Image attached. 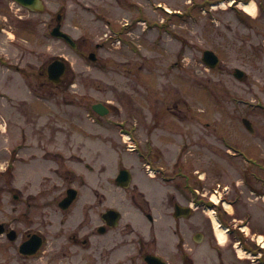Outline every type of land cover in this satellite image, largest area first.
Segmentation results:
<instances>
[{"label": "rangeland", "instance_id": "374dc122", "mask_svg": "<svg viewBox=\"0 0 264 264\" xmlns=\"http://www.w3.org/2000/svg\"><path fill=\"white\" fill-rule=\"evenodd\" d=\"M79 1L80 7L82 0ZM138 1L144 3L143 0ZM63 3L70 8V11L73 7L75 8L76 0L74 2L63 0ZM1 5L5 6L6 1L0 3V16L6 18L4 28L7 33L0 35V51L2 50V53L4 48L6 49L9 59L5 57L4 60L9 63L10 75L0 71V168H3L0 170V223L10 224L17 230L23 223L20 224L16 218L19 212L27 209L26 204L23 203L24 200L30 201L35 196L34 201L37 203L41 199L53 198L60 192L59 189L64 188L63 186L55 188L53 183L59 184L55 179L52 183L41 181L44 175L51 177V174L46 172L49 167H51L50 170H85L79 159L85 157L89 162L95 163L98 159L97 153L94 156L91 155L100 151L104 157L106 180L109 183L104 191L98 190L100 196L94 195L89 187L83 186L80 189L79 200L90 201L92 213L97 209L92 207L93 200L98 201L103 194L107 200L106 207L118 206L125 213L124 220H137L140 210L127 201L129 195L135 190L130 187L123 191L113 182L116 170L122 162L124 168L138 171L135 172V181L138 190L143 192L145 199L149 201L152 209L150 212L154 216H168L169 229L154 234L158 246H177L178 236L173 233L175 226L171 217L173 204L164 205L166 196L175 193L174 188L148 179V175L142 171L145 170V166L141 164L142 160L124 147L122 134H127L123 132L125 128L121 129L115 126V123L123 124L122 126H125L128 131L131 130L130 124L137 123V128L138 130L140 128L141 132L137 130L135 137L141 142H138V146L143 150H145L146 136L140 133H146L147 126L154 122L160 123L156 131H160L161 126H167L158 134L156 132L155 135L150 134L152 140L157 136L167 144L163 152H160V156L155 157L153 161L168 170H176V166L181 165L187 170H193V168L206 170L203 181L206 191L203 192H207L208 196L211 193L209 188H215L214 185L219 183L222 188L220 193L224 198V187H233L235 181L241 184L240 170L245 168V163L240 158H232L228 155L221 138H225L237 151H243L244 156L252 162L248 167L249 170H257L255 165L261 163V156L264 154V112L262 110L252 112L249 110L252 108L247 109L243 104L249 101L264 105V74L258 60H248L246 57L242 60L243 52L239 47L244 41L247 43L248 39L250 44L258 42V25L264 21L263 18H258V12L253 15L256 18L246 15V21L251 19V26L245 25L235 12L227 10H218L212 18L213 23L210 22L211 19L206 12L199 14L196 19L186 18L187 21L181 23L182 27L175 23L176 25L170 28L171 31L176 35L181 33L193 46L186 47V59L178 63L170 53L164 51L165 47L162 44L167 43L168 38L167 35L165 37L162 35V28H159L161 23L158 21L162 20V15L155 12L137 14L140 18L155 20L158 25L151 30L148 21L143 20L138 23L135 30L129 36L126 35L125 45L112 43L115 31H110L109 27H103L98 22L92 26H83L79 24L82 21L81 18L68 14L62 30L69 33L79 45V49L74 50L63 40L50 35L58 5L56 0H45L44 10L35 15L27 13L26 15L29 14L30 17L25 20L16 19L13 4H8L13 7L12 10L8 6L3 8ZM128 16L120 13L116 17L122 19ZM72 18H74V28L70 25ZM77 19H79L78 24L77 21L75 22ZM49 24H52L50 28ZM145 27L146 30H143ZM17 32H21V36L27 41L24 44L27 49H23L20 45L18 48H13L11 40L3 41L11 33L17 39ZM82 36L86 39L84 44H81ZM105 39H108L107 42ZM154 39L155 42H153ZM129 40H134L133 44ZM178 41L179 38L169 41V46L175 53L180 46ZM195 46L201 49L211 48L220 58V67L213 71L205 69L200 61L193 57ZM10 51H14V54ZM89 52L95 53L96 62L88 60ZM20 55L25 57L23 61L19 59ZM59 56L66 59L69 69L64 77L65 84L57 86L58 89H56L47 79L46 67L52 59ZM17 67L22 76L16 74ZM234 68L244 70L248 78L242 82L233 78ZM4 69L7 70V68ZM7 77L9 81L6 80ZM200 86H210V89ZM33 92H41V95L47 99L46 103H51L50 110L47 108L49 105L40 103ZM98 102L108 104L111 108L110 115L101 119V126H105V130L92 122L97 116L92 114L91 106ZM23 104H30L31 112L30 107L27 105L24 107ZM168 106L172 107L174 112L172 114H176L175 116H169L165 112ZM30 113L33 114V118H28ZM38 113L43 119L38 120V117L34 115ZM131 115L135 117L132 118ZM241 117L252 121L255 135L243 131L239 123ZM178 119L183 120L181 124L190 125L187 131H193L185 135L187 138L180 140L168 133V130L178 134L184 131ZM171 121H173L172 124ZM25 122L29 135L24 139L20 129ZM196 122L207 125L198 126ZM98 134L107 138H97ZM108 140L113 142V148L106 142ZM177 141L181 154H179V148L174 145ZM19 148L25 149H20L17 153ZM117 149H121L122 153H118ZM32 151L37 152V155H32ZM56 153L63 157H58L57 163L46 160V156L52 158V155ZM72 154L75 157L71 158ZM177 161L180 164L175 165ZM44 170L45 172L42 173L41 171ZM208 170H217V173H210L214 174L211 177L208 175ZM135 181L133 180L134 184ZM234 188L242 189L237 185ZM30 193L32 196H29ZM14 195H17V199ZM231 197L235 201L233 192ZM192 198L193 194L189 193L190 203ZM249 203L251 212L258 215L262 201L253 199ZM191 206L193 210H196L187 222L186 242L192 249V253L190 252L187 256L193 264H219L217 259L211 257L210 253L214 251L208 241L197 246L190 238L196 232L195 225L197 226L202 220L210 221L212 212L206 208L204 211L202 208L197 209V206L192 203ZM31 208L29 214L33 222H27L26 227H35L34 222L40 223L42 219L40 213L42 209L39 210L35 205ZM227 209L230 210L229 207ZM233 209L236 213L231 216L238 221L243 217V209L237 200ZM43 210L47 215L50 212H52L51 215L54 214V210ZM226 216L230 217L228 214ZM257 218L251 222L252 226L258 223ZM45 221L46 227H41V230L45 228L43 236L46 239V245L55 246L56 243L52 245L55 231L48 223L51 221L52 225H55L54 220L52 216H46ZM238 223L240 225L239 221ZM144 231L143 234L138 228L134 230L133 246H139L142 238L148 240L147 238L152 237L148 228ZM65 236L64 233L59 241L64 242ZM234 237L225 236L223 241L222 247L226 251L225 264H236L231 260L227 249L230 246V251L234 250ZM2 242L3 238H0V248H3ZM9 246L10 264H19L16 244H9Z\"/></svg>", "mask_w": 264, "mask_h": 264}, {"label": "flooded vegetation", "instance_id": "af4514ba", "mask_svg": "<svg viewBox=\"0 0 264 264\" xmlns=\"http://www.w3.org/2000/svg\"><path fill=\"white\" fill-rule=\"evenodd\" d=\"M4 1H6V5L1 6L6 8L10 3V0H0V3H3ZM74 1L75 0H72V2ZM143 1L144 3L138 0H82V5L79 7L80 1L76 0L75 8L73 7V9L69 11L70 8L64 5L63 0H56L58 5L56 7L53 23L54 26L60 25L62 28L65 24V20L67 19V15L72 14L82 19L79 24L83 26H92L98 22L103 25V27H109L110 29L117 31H119L121 27L126 30H130V28L134 26L132 21L135 20V23H137L138 13L148 11L150 13L155 12L156 14L162 15V35L164 37L167 35L168 38L167 43L162 44L165 47L164 51L168 54L170 53V55L173 56V59L179 63L180 61H184L186 59L185 49L186 47L191 48L192 44L187 42L181 33L180 35H176V33L172 32L170 28L175 26V23H178V25L182 27L181 23H185L187 19H195V16L199 15L202 10L209 11L210 16H212V14L214 16L216 15L214 11L218 10L220 2H227L228 0ZM238 1H243L244 3L250 4V0H233L232 3L228 4V7L226 8L227 11L235 12L237 16L244 21L245 25L251 26V19L246 21L247 18H245V16L239 12V10H237ZM253 5L255 10L259 13L258 18H263L264 20V0H254ZM120 13L129 16L119 19L116 16ZM78 21L79 19L75 20L77 24ZM74 24V18H72L70 22L72 28H74ZM155 25L156 22L154 20L149 21L151 30H154ZM49 26H52V24H49ZM257 33L259 40L256 44H250L248 39L247 43L244 41L239 48L241 52H243L242 60H244L245 57L248 60H258L261 71L264 74V21L259 23ZM177 38H179L178 42H180V46L175 53L170 48L169 41ZM80 40L81 44L86 42V39L83 36ZM153 42H155V39ZM194 48L195 52L193 57L201 62L203 59L212 60V55H205L207 50L215 54L211 48L201 49L198 46H195ZM216 56L219 58L218 55ZM219 67H217V69ZM65 80L66 79L63 76L61 84H65ZM103 105L106 107L105 115L99 116L96 113H93L95 116H97V120L93 119L92 122L105 130V126H101V119L110 115L111 108H109L110 106L108 104ZM165 112L169 116L176 115L172 114V107L169 106L165 109ZM131 117L134 118L135 116L131 115ZM178 120L180 127L183 128L184 131L179 132L178 134L175 131L171 132L168 130V133H171L177 140L187 138L185 135L191 134L193 131H187L186 129L190 127V125H185L184 123L181 124L183 120ZM172 123L173 121H171V124ZM196 123L199 124L198 126L207 125H202L198 122ZM159 124V122H154L152 125L147 126L148 131L146 133H140V135L144 134V136H146V141L144 142L145 150H143L142 147L141 149L143 153L149 157L151 165L155 169L151 170V173L148 175V179L152 182L160 183L161 185H171L175 190V193L166 196V199H164V205H168L169 203L173 204V213L171 217L173 218V223L175 226L173 233L178 236L179 243L177 246H158L157 238L154 237V234H159V231H165L169 229L170 222L167 220L168 216H154V214L150 212L152 209L150 208L149 201L145 199L143 192L138 190V185L135 181V172H138L137 170H131L132 172L129 171L131 174V179L135 181V184L131 185L135 191L129 195L127 201L132 204L133 207H136L140 210V220L139 218L137 220H124L123 217H125V213L120 207H106L107 200L103 194H101V197L98 199V201L93 200L92 207H97V209H95V212L92 213L90 211V201L79 200V197L81 196L80 189H82L83 186L89 187L91 191H93L92 193L94 195L100 196L98 190L104 191L107 184L109 183L106 180V165L104 157L100 151H96L91 155L94 156L95 153H97L98 159L95 163L89 162L85 157L83 159H79L83 163L85 170H50L51 167L48 168L49 170L46 172H49L51 177L45 176L43 174L44 176L42 177L41 181H48L52 183V181L55 179L59 182V184L53 183V186L55 188L63 186L64 188L59 189L60 192L54 195L53 198L41 199L35 203V196H33L30 201H23V203L26 204L27 209H24L21 213L19 212V216L16 218L17 221L19 220L20 224H23H21V227L16 230L17 237L12 243H10L11 241H9L7 233L2 236L3 248H0V264H10L9 244L13 243L16 244V256L18 258L19 264H148L146 258L150 256L156 257L157 260L154 261L155 264H193L191 259L187 256L190 252L192 253V249L188 247L186 242L187 222L192 216H190V218H185L183 216L175 217L174 213L176 206H189V192L193 194V199L197 201L199 207L213 206V202L211 199H209L208 193L203 192L204 190L206 191L203 181L205 180L207 171L205 170L204 173L201 174L202 172L200 170H187L183 167V165L176 166V170H168L159 163H155L153 159L160 156V152H163L165 146H167V144L160 140L157 136L153 137V140L150 138V134L155 135V132L158 134L164 130V127H167L161 126V130L156 131L155 129L160 127ZM193 127H195V125ZM137 130L138 128L136 123L131 127V133L133 135L132 141L138 146V142L140 141L135 137ZM138 131L141 132L140 128ZM87 137L89 138L88 134ZM102 137L107 138V136H101V134L97 135V138ZM106 142H108L112 148L114 147L111 140ZM174 145L179 148V154H181V148L178 144V141L174 142ZM117 151L118 153H122L121 149H117ZM58 157L63 158L57 153L52 155V158L47 156L45 158H47L46 160L48 161L53 160L55 163H57L58 161L56 160ZM73 157H75V155H71V158ZM176 164H180V162L177 161L175 162V165ZM122 169V167L118 169L114 177V183L116 185L117 175ZM216 171L217 170H208V175L212 177L214 174L210 173H217ZM36 172H38V170ZM41 172L44 173L45 170ZM241 173L242 183L240 185L234 183L233 187L231 188L225 187V191L223 193L224 198H222L220 191L216 190V186L220 187L219 183L214 185L215 188H209V190L211 189L210 195L214 191L220 195L221 199H229L227 201L230 203L232 208L229 215L230 217L228 218V216H226L225 212L219 206L214 207L216 215L218 216L219 220L230 227L231 236H235V238L238 236L240 237L242 240V247L246 252H248L250 255H255L258 259L257 261H264V170H242ZM235 185H237V187L241 186L242 189H235ZM71 188L77 190L76 198L72 200L66 209H63L60 207V204L65 199L69 189ZM126 190L128 189H124V191ZM232 192L234 194L235 201L232 200ZM29 196H32V194H29ZM177 196H179L181 199H179ZM187 197L188 199H186ZM253 199L262 201V207L259 208L258 215H254L251 212L252 210L249 209V202ZM236 200L238 204H241L243 209V217L238 220L240 225L238 221H236L235 217L231 216L236 213V211L233 209V205L236 203ZM79 202L81 203L79 204ZM95 203H97V205H94ZM32 205H35L36 208H39V210L42 209L40 212L42 219L40 223L36 221L34 222L36 224L35 227H26L25 224L27 222H33L29 214L30 210H32ZM43 209L54 210V214L51 215L52 212H50L47 215ZM46 216H52L54 220L55 225H52L51 221H48V223L49 226L53 227L55 231L52 241V245L56 243L55 246L46 245V239L43 236V234H45V228L41 230V227H46ZM256 218L258 219V223L255 226H252L251 222ZM5 228L6 232H9L10 229H15V227H11L10 224H5ZM136 228H138L143 234L145 233L144 229L148 228L152 237L147 238L148 240H144L141 237L142 240L140 245L133 246L134 239L132 235L134 234V230ZM195 230L196 232L190 237L193 244L200 246L208 241V244L214 251V253H210L211 257L217 259L219 264H225V248L218 245L212 229V224H210L209 219L202 220L197 226L195 225ZM64 233L66 236L64 237V242H61L59 240ZM33 234L40 235L42 237L43 244L33 254L28 255L19 253V246L28 241ZM230 248L231 247L229 246L227 249L232 261H234L236 264H250L248 260L243 261L241 258H239L235 254V249H231L230 251ZM158 258L163 262H161Z\"/></svg>", "mask_w": 264, "mask_h": 264}, {"label": "water", "instance_id": "95a60500", "mask_svg": "<svg viewBox=\"0 0 264 264\" xmlns=\"http://www.w3.org/2000/svg\"><path fill=\"white\" fill-rule=\"evenodd\" d=\"M16 2H18L19 4L25 6V7H31L34 9H39V7L41 8V2L39 0H15ZM52 35L63 38L65 41H67L69 44H71L72 46H74V43L72 41V39L65 33L61 32L59 30V27H56L53 29L52 31ZM91 59H93V55L91 54ZM65 70V64L62 61L56 60L54 62H52L49 67H48V74H49V78L54 81V82H59L60 81V76L64 73ZM235 76L240 78L242 76V73H240V71H236L235 72ZM100 105L94 106V109H99ZM101 113V112H100ZM244 124L250 128V124L244 120L243 121ZM126 171L121 172L119 175V181L120 179L122 180V186L123 187H128V183L130 181V178L128 177V175H126ZM72 192V194L70 193ZM69 192V197L67 198V201H70L74 198L75 195V191L70 190ZM68 204V202H67ZM181 211H184V216H189L190 215V210L188 208H180V207H176V215H180ZM3 232V225L0 224V234ZM14 233V232H12ZM12 236L10 237L11 239H14L15 234H11ZM41 244V239L36 236H33L32 239L26 244L27 246H33L34 248H36L37 246H39ZM25 245H22L20 248V252L23 253H33L35 250H31L29 252H25V250H23ZM149 264H155L152 262V260H157L155 259V257H149L147 258Z\"/></svg>", "mask_w": 264, "mask_h": 264}, {"label": "bare ground", "instance_id": "6f19581e", "mask_svg": "<svg viewBox=\"0 0 264 264\" xmlns=\"http://www.w3.org/2000/svg\"><path fill=\"white\" fill-rule=\"evenodd\" d=\"M243 10H245V12H247L248 14H251V15H254L255 14V7L252 3L250 4H245L243 5ZM228 208V207H227ZM230 208V207H229ZM231 210V208H230ZM216 235H217V238L219 239L221 245L223 244V241L225 239V234L223 233V230H221L220 228H217L216 230Z\"/></svg>", "mask_w": 264, "mask_h": 264}]
</instances>
